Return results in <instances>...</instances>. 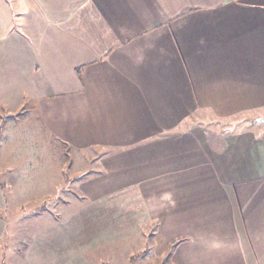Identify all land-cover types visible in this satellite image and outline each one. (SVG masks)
Listing matches in <instances>:
<instances>
[{
    "label": "crops",
    "instance_id": "0c3cea01",
    "mask_svg": "<svg viewBox=\"0 0 264 264\" xmlns=\"http://www.w3.org/2000/svg\"><path fill=\"white\" fill-rule=\"evenodd\" d=\"M26 1L47 36L23 12L0 48L37 55L38 81L6 72L24 95L2 118L26 113L27 154L35 141L87 200L49 264H102L89 251L134 237L171 264H264V0ZM6 206L0 184V264ZM50 239H33L32 264Z\"/></svg>",
    "mask_w": 264,
    "mask_h": 264
},
{
    "label": "rangeland",
    "instance_id": "374dc122",
    "mask_svg": "<svg viewBox=\"0 0 264 264\" xmlns=\"http://www.w3.org/2000/svg\"><path fill=\"white\" fill-rule=\"evenodd\" d=\"M26 2V0H0V26L7 22V35L11 38L9 42L15 39L14 34H20L19 25L22 22L23 17L21 14L23 12L29 13V19L35 23L36 30L32 34L34 38L38 41L41 38L43 39V36H47L46 31L41 32L44 27L36 24L38 19H36L35 14L33 15L34 18L32 17L34 13L31 9L32 6L28 3L29 8ZM12 57H15L17 62L10 67V63H13L14 60ZM35 57L37 55L27 53L26 50L11 52L9 49L1 51L0 48V64H3V69L2 67L0 69V98H3L4 101L0 100V184L3 186V194L7 205L6 209L2 211L7 222L2 238L3 247L1 250L4 260L2 264H32L29 248H34L32 245L33 239L44 231H48L53 241L52 250L48 248V252H46L39 249L36 251L34 259L37 264L53 262V257L59 255L58 251L55 253V248L59 247L57 249L61 251L62 247L67 248L70 246L72 236H74L73 233L77 230L81 232L82 229V220L73 223L68 222L67 224L65 220L73 215L79 209V206L87 204L86 199L80 201V198L85 195L75 191L76 185L80 183H77L78 178L47 175L44 168L41 167L42 162L39 160L42 157L40 146L35 141H33L34 145H31L32 152L27 154L29 150L26 149L25 140L29 135L27 131L28 124L30 125L31 122L27 123L25 121L26 113H14V116L21 122L17 124H12L9 117L2 118L3 103H8L6 100L12 99L15 94L17 99L24 95V91H20L23 84L18 83L13 74L16 73L21 81L35 77L34 83H37L38 70L37 73H33L34 77H32L29 72L31 67L27 64V62H32L29 61V58L36 63ZM7 71H10V73L12 71L13 74L7 75ZM10 89L13 91L12 93L9 92ZM4 94L12 96L6 98V96H3ZM15 96L13 101L16 99ZM5 115L8 116L7 113ZM30 115L31 113H27L28 117ZM198 117L200 119L196 120V123L202 125L201 115ZM241 121L243 119L239 118L238 123ZM241 124L239 123L240 126ZM16 147L17 151H15ZM65 161L66 164L70 163L68 160ZM77 162L79 161L73 160L70 165L78 166ZM80 164L82 169L87 165L84 160ZM66 166L60 167L67 170ZM85 178L81 179L85 180ZM55 184L60 186L57 187ZM151 227L152 225H148L145 229L150 230ZM139 239L134 237L127 241L104 242L105 244L101 248L89 251L86 258L93 263L102 264H171V262L153 255V252L150 251V246L153 244L151 238H146L145 243ZM82 263L85 264L84 261ZM69 264H75V262L72 261Z\"/></svg>",
    "mask_w": 264,
    "mask_h": 264
},
{
    "label": "water",
    "instance_id": "95a60500",
    "mask_svg": "<svg viewBox=\"0 0 264 264\" xmlns=\"http://www.w3.org/2000/svg\"><path fill=\"white\" fill-rule=\"evenodd\" d=\"M255 123H260V124H263L264 125V118L262 119H257L254 121Z\"/></svg>",
    "mask_w": 264,
    "mask_h": 264
}]
</instances>
